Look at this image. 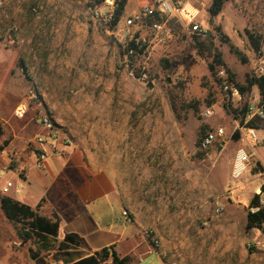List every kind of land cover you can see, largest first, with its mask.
Here are the masks:
<instances>
[{
	"label": "rangeland",
	"instance_id": "374dc122",
	"mask_svg": "<svg viewBox=\"0 0 264 264\" xmlns=\"http://www.w3.org/2000/svg\"><path fill=\"white\" fill-rule=\"evenodd\" d=\"M141 1L129 0L122 18L137 14ZM104 2L93 7L91 0H4L0 169L6 180L19 185L32 165L36 167L34 141L50 135L40 125L46 115L57 135L49 159L73 150L88 155L96 169L114 172L118 191L131 207L137 241L154 250L129 257V264H264V251L254 246L264 232L247 230L250 203L261 191L264 168L252 160L251 173L232 178L236 152L245 147L233 137L242 114L240 107L223 102L215 79L224 69L236 84L245 85L247 77L259 74L264 0H226L213 19L208 14L212 0H193L202 11L197 20L200 49L194 34L178 22L159 31L147 23L137 33L146 46L133 59L125 54L113 25L96 19V11L108 12ZM246 31L261 37L259 53ZM232 47L243 53L246 63ZM215 50L223 65L212 73ZM137 75H146L147 83ZM247 94L248 100L260 97L257 87ZM26 102L27 114L17 117L16 108ZM210 107L215 113L206 119L203 113ZM219 127L225 129V138L200 150L203 135ZM257 149L264 162V151ZM30 192L41 193L34 188ZM3 197L20 199L0 187V264H68L82 256L77 246L57 238L24 241L22 225L2 210ZM89 207L105 234L86 242L88 248L100 250L134 231L118 199L107 194ZM102 264L113 263L109 259Z\"/></svg>",
	"mask_w": 264,
	"mask_h": 264
},
{
	"label": "built area",
	"instance_id": "2783aa9c",
	"mask_svg": "<svg viewBox=\"0 0 264 264\" xmlns=\"http://www.w3.org/2000/svg\"><path fill=\"white\" fill-rule=\"evenodd\" d=\"M117 0H105L104 6L109 8L107 13L101 10L96 11V19H104L107 23L113 25V33L117 35L119 41L124 45L127 57L129 59L136 58L140 53L144 51L145 40H142L138 36V31L146 25L149 21V27L153 31H159L163 27L167 26L168 21L175 20L180 23L185 30L190 34H200L201 27L197 24L198 18L201 16L202 11L190 2H183L182 0H142L139 4V11L133 16L126 18H120V20L113 24L114 12L116 10ZM4 6V0H0V8ZM160 18L163 22L156 20ZM143 53V52H142ZM131 76L134 73L131 72ZM264 76V59L261 60V66L259 68V74L257 77ZM140 81L147 83L148 77L146 75L140 76ZM216 84L219 86V92L222 100L230 108L238 109L240 111L246 109L244 122L238 127L241 140L245 147H240L237 152L233 163L232 178L239 180L250 168L255 150L261 148L264 150V137L259 133H264L263 129H257L248 125V123L254 118H258L264 121V112L260 107L261 98L248 100V94L243 93L240 87L231 80L230 75L221 69L217 71L215 75ZM28 111V104L22 103L15 110V115L19 118H23ZM213 108L205 109L203 116L206 119H210L214 116ZM243 120V115H242ZM40 125L43 130L49 132V136L39 135L34 141V153H35V165L39 170H44L47 167L49 159V151L53 153L57 148L56 139L57 135L54 131L53 123L48 116H44L40 119ZM226 136V131L223 127H219L215 130L208 131L199 145L200 150L206 151L211 149L216 143L222 141ZM0 187L4 193H9L14 185L11 181L6 180L4 171L0 169ZM258 205L252 207L250 211L257 213L264 212V193L259 192ZM218 210V213H221ZM124 217L129 221L131 218L128 212L123 213ZM157 243V242H156ZM255 248L264 251V239L256 241Z\"/></svg>",
	"mask_w": 264,
	"mask_h": 264
},
{
	"label": "crops",
	"instance_id": "0c3cea01",
	"mask_svg": "<svg viewBox=\"0 0 264 264\" xmlns=\"http://www.w3.org/2000/svg\"><path fill=\"white\" fill-rule=\"evenodd\" d=\"M182 1L193 2V0ZM89 158L88 155L71 150L62 157L49 159L44 170H39L32 165L26 174V181H22L18 185L9 180L14 185L9 195H19L20 199L16 200L34 210L43 201L38 211L39 215L48 219L57 216L60 219V229L56 238L63 241L67 236L73 237L78 244L77 252L82 253L81 258L89 257L112 245H115L114 249L120 258L142 255L143 250H145L144 256L154 253V250L149 251L137 241V231L132 222L130 223L134 226V231L122 235L118 240H115L116 243L112 241L111 243L114 244L105 245L100 250L96 247L88 248L85 245L86 242L99 241L105 234L89 207L90 203L94 204L95 201L108 194L113 199L119 200L123 217V213L130 212L131 209L118 191L113 180L114 172H110L107 168L96 169V165ZM252 160H254L253 165L258 163L264 168L263 158L259 155L258 149L255 150ZM253 165L250 166L249 173H251ZM260 180L259 189L264 185V179L260 178ZM32 188L39 189L41 193L32 194L30 192ZM122 220L124 221L123 218ZM125 220L127 219L125 218Z\"/></svg>",
	"mask_w": 264,
	"mask_h": 264
},
{
	"label": "trees",
	"instance_id": "16d2710c",
	"mask_svg": "<svg viewBox=\"0 0 264 264\" xmlns=\"http://www.w3.org/2000/svg\"><path fill=\"white\" fill-rule=\"evenodd\" d=\"M104 0H91V5L93 7L98 6L100 3H102ZM129 0H120L118 2V6L114 12V20L113 24H116L120 18L122 17L126 5ZM226 0H212V3L210 7L208 8V14L210 19H213L217 17L223 10V6L225 4ZM159 22H163L162 19L157 18ZM151 21L148 23L150 24ZM175 20L168 21V25H173L175 23ZM246 35L248 38V41L250 45L252 46L254 52L259 53L262 49V40L260 36H256L253 33L246 31ZM200 35L194 34V42L196 44V47L200 49V47L203 46V43L200 41ZM232 50L234 51V54L243 62L246 63L247 60L244 57L243 53H241L238 49L232 47ZM143 51H139L141 54ZM127 55V52L125 53ZM167 63V61H165ZM217 65H223V62L221 60V54L215 50L214 52V58L212 63L209 65L210 72H214L216 70ZM227 72L230 74V71L227 70ZM138 78H140V75H137ZM231 80L234 81L233 75L230 76ZM241 91L243 93H250L253 87H257L261 102L260 107L262 108L264 112V76L261 77H247L245 85L237 84ZM237 113V110L234 111ZM243 115L242 123L244 122L245 118V112L246 109H243V111H240ZM238 114V113H237ZM249 126L257 128V129H263L264 130V121H261L258 118H254L248 123ZM205 127L202 129V134H204ZM206 134V133H205ZM3 135V129L0 125V138ZM205 135H203L204 137ZM202 137V139H203ZM235 140H240L241 135L239 131H236L233 135ZM201 139V140H202ZM201 143V141H200ZM199 143V145H200ZM261 192L264 193V185L261 188ZM259 201V195H255L250 203V209L252 207H255L258 205ZM1 207L4 211L6 217L17 224H21L22 228L19 231L20 237L27 241L33 237H37L39 240H46L48 238H56L58 237L59 229H60V219L57 216H54L53 219H48L46 217H43L39 215V207H37L36 210L32 209L30 206L22 204L20 202L14 201L9 197H3L1 199ZM252 229H262L264 232V212L260 211L257 213H252L250 210L247 214V230ZM64 244H71L74 246H78L75 239L71 236H67L64 240ZM115 245H112L110 247H106L98 252H95L93 255L85 258H78L74 260H70L68 264H102L103 262L111 259L113 264H129L130 259L129 257L126 258H120L115 251ZM70 255V254H69Z\"/></svg>",
	"mask_w": 264,
	"mask_h": 264
},
{
	"label": "water",
	"instance_id": "95a60500",
	"mask_svg": "<svg viewBox=\"0 0 264 264\" xmlns=\"http://www.w3.org/2000/svg\"><path fill=\"white\" fill-rule=\"evenodd\" d=\"M147 87L150 88V89H152L154 87V84L153 83H148L147 84Z\"/></svg>",
	"mask_w": 264,
	"mask_h": 264
}]
</instances>
